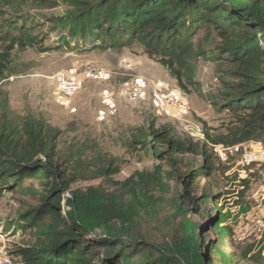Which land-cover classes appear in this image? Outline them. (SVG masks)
<instances>
[{
	"label": "rangeland",
	"instance_id": "rangeland-1",
	"mask_svg": "<svg viewBox=\"0 0 264 264\" xmlns=\"http://www.w3.org/2000/svg\"><path fill=\"white\" fill-rule=\"evenodd\" d=\"M226 1L228 10L231 4L251 0ZM88 3L101 4L100 0H0V10L6 15L16 7L41 22L34 33L43 36L41 45L25 49L0 38V62L6 67L3 75L0 71V127L20 125L29 117L52 126L58 136L59 162L73 178L72 188L94 185L108 192L116 191L118 182L137 171L152 172L158 162L151 152L131 146L133 128L154 123L170 128L179 139L205 142L213 162L208 176L199 153L184 154L177 169L163 163L157 183L139 192L129 222L117 221L114 230L160 249L188 236L211 264H264V160L243 161L252 147L264 146V139L235 146L214 144L207 142L200 121H207L212 138H229L236 118L224 107L223 99L240 82L229 48L243 41L253 46L251 30L240 26L228 11L209 13L214 27L198 29L191 51L175 65L182 76L181 87L138 39L129 46L114 47L105 33L72 35L68 24L56 26L51 21L72 17L79 5ZM260 63L264 68L262 59ZM62 70L82 82L71 97L58 91L54 75ZM158 88L181 92V103L160 109L153 98ZM107 165L120 166V171L104 174ZM191 168L198 176L190 178L193 201L188 203L178 196L184 189L182 175ZM0 184V248L7 250L14 264H23L14 250L43 235L37 229H21L20 217L37 204L42 183L26 178L13 189L4 186L2 179Z\"/></svg>",
	"mask_w": 264,
	"mask_h": 264
},
{
	"label": "trees",
	"instance_id": "trees-1",
	"mask_svg": "<svg viewBox=\"0 0 264 264\" xmlns=\"http://www.w3.org/2000/svg\"><path fill=\"white\" fill-rule=\"evenodd\" d=\"M100 2V5H79V12L72 17L51 21L56 26L68 24L72 35L87 31L105 33L114 47L129 46L138 39L146 53L166 66L181 87L182 76L175 65L180 56L191 51L198 29L214 27L216 22L209 18V13L228 11L234 15L233 19H239L240 26L251 30L256 43L253 46L247 41L240 46L231 43L229 48L240 82L223 100L236 122L228 130V139H215L208 132L207 121H200L207 142L214 144L235 146L264 139V68L260 66V59L264 63V0H251L244 5L230 3L232 8L228 10L226 0ZM0 18V38L10 41L12 46L25 49L43 43V36L34 33L41 22L28 13L22 14L15 7L9 15L0 10ZM221 36L226 38L223 31ZM0 63L3 75L6 67ZM56 135L55 128L31 117L20 125L9 123L0 127V179L4 186L13 189L26 178H37L43 187L37 204L20 217L21 229H37L43 235L14 250L23 264H211L188 236L173 239L160 249L114 230L117 221L129 222L130 209L139 201V192L157 183L163 163L177 169L184 154L199 153L204 157L202 169L208 176L213 162L207 156L205 142L199 145L192 138L179 139L170 128L156 127L154 123L133 128L131 146L151 152L158 162L152 172L137 171L118 182L116 191L108 192L94 185L72 188L74 180L59 162ZM110 165L103 168L104 174L120 171V166L110 168ZM196 176L195 168L182 175L184 189L178 196L180 200L193 201L188 188L190 178ZM13 225L15 229L17 225Z\"/></svg>",
	"mask_w": 264,
	"mask_h": 264
},
{
	"label": "built area",
	"instance_id": "built-area-1",
	"mask_svg": "<svg viewBox=\"0 0 264 264\" xmlns=\"http://www.w3.org/2000/svg\"><path fill=\"white\" fill-rule=\"evenodd\" d=\"M58 91L63 97H71L75 95L82 87V82L75 76H71L68 72L62 70L54 75ZM181 92H167L158 88L153 92V98L156 105L160 109H165L169 106L178 105L183 97ZM264 160V146L248 150L243 157V161L250 164L255 161ZM1 236V239H4ZM0 264H14L12 256L5 248H0Z\"/></svg>",
	"mask_w": 264,
	"mask_h": 264
}]
</instances>
